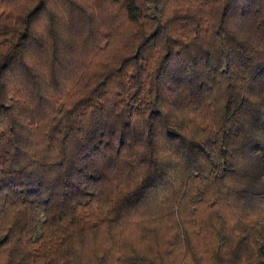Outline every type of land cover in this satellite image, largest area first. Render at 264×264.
Listing matches in <instances>:
<instances>
[{
    "label": "trees",
    "instance_id": "obj_1",
    "mask_svg": "<svg viewBox=\"0 0 264 264\" xmlns=\"http://www.w3.org/2000/svg\"><path fill=\"white\" fill-rule=\"evenodd\" d=\"M0 264H264V0H0Z\"/></svg>",
    "mask_w": 264,
    "mask_h": 264
}]
</instances>
